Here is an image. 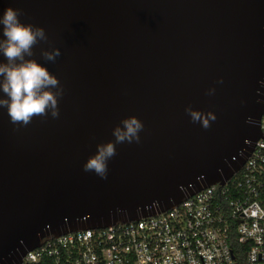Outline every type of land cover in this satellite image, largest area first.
Returning <instances> with one entry per match:
<instances>
[{
  "label": "water",
  "instance_id": "water-1",
  "mask_svg": "<svg viewBox=\"0 0 264 264\" xmlns=\"http://www.w3.org/2000/svg\"><path fill=\"white\" fill-rule=\"evenodd\" d=\"M8 7L44 28L48 41L26 59L47 67L63 95L57 118L27 126L0 107V264L222 187L263 138L264 0H0V15ZM53 48L61 55L44 60ZM188 107L216 120L204 129ZM128 117L144 125L140 142L116 144L106 178L86 172Z\"/></svg>",
  "mask_w": 264,
  "mask_h": 264
},
{
  "label": "built area",
  "instance_id": "built-area-1",
  "mask_svg": "<svg viewBox=\"0 0 264 264\" xmlns=\"http://www.w3.org/2000/svg\"><path fill=\"white\" fill-rule=\"evenodd\" d=\"M263 138L224 186H210L154 217L44 240L21 264H264Z\"/></svg>",
  "mask_w": 264,
  "mask_h": 264
},
{
  "label": "clouds",
  "instance_id": "clouds-1",
  "mask_svg": "<svg viewBox=\"0 0 264 264\" xmlns=\"http://www.w3.org/2000/svg\"><path fill=\"white\" fill-rule=\"evenodd\" d=\"M22 15L21 10L12 7L6 8L0 15V55L7 61L0 63V91L7 97L0 98V107L7 109L11 123L27 126L35 116L46 117L49 112L53 118L59 116L58 97L63 95V89L47 67L35 59H26L33 57L34 46L41 41L47 42L48 37L44 28L21 22ZM60 55L59 48L41 50V56L48 62H55ZM214 92L215 89H209L207 94ZM185 111L193 122H199L204 129L211 126L210 121L216 120L212 112L203 113L191 107ZM143 127L136 117L123 119L121 126L113 129L114 142L98 144L97 152L86 161L84 170L106 178L108 161L116 155V144L139 143Z\"/></svg>",
  "mask_w": 264,
  "mask_h": 264
},
{
  "label": "trees",
  "instance_id": "trees-1",
  "mask_svg": "<svg viewBox=\"0 0 264 264\" xmlns=\"http://www.w3.org/2000/svg\"><path fill=\"white\" fill-rule=\"evenodd\" d=\"M233 252L235 254L237 264H245L244 261V254H243V247H241L236 240L234 239V235L230 241Z\"/></svg>",
  "mask_w": 264,
  "mask_h": 264
}]
</instances>
